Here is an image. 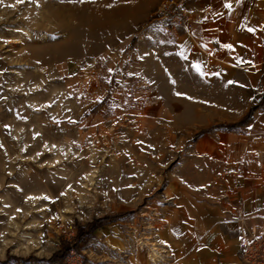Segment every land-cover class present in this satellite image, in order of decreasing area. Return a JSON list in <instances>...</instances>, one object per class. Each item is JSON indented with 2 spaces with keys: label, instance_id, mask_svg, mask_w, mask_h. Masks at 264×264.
<instances>
[{
  "label": "rangeland",
  "instance_id": "1",
  "mask_svg": "<svg viewBox=\"0 0 264 264\" xmlns=\"http://www.w3.org/2000/svg\"><path fill=\"white\" fill-rule=\"evenodd\" d=\"M162 1L0 3V264H184L207 246V196L237 264L236 238L264 233L227 217L264 154V45L233 76L203 79L154 19ZM258 22L249 37L264 44ZM250 106L253 127L195 137Z\"/></svg>",
  "mask_w": 264,
  "mask_h": 264
},
{
  "label": "crops",
  "instance_id": "2",
  "mask_svg": "<svg viewBox=\"0 0 264 264\" xmlns=\"http://www.w3.org/2000/svg\"><path fill=\"white\" fill-rule=\"evenodd\" d=\"M177 1L192 16L188 30H172L178 38L177 55L192 65H199L200 74L204 73L203 79H213L220 75L233 76L236 69L234 66L249 65L254 59H258L264 44H258L257 37L251 40L249 37L251 32L247 29L253 28L254 32L259 31L258 19L264 16V0ZM225 2L231 3L232 8H225ZM224 45H232V48H226ZM216 58H220L222 63L218 64ZM254 115L256 117L258 114ZM246 123L240 128L253 127L252 122ZM241 135L244 136V133ZM255 160L256 162H252L251 167L245 171L243 180H240L239 185L236 186L235 194L239 196L235 200L239 203L227 213V217L236 220L239 224L243 221L247 225L262 226L264 225V154ZM207 199L209 201L206 204H200L196 208L199 209L196 214L200 217V231L204 234L201 239L207 246L201 245L189 251V248L184 249L188 251L184 264H237L240 260L238 251L235 254L233 250L223 248L224 241L218 236V217L222 208H218L213 203L212 197L207 196ZM192 218L191 212L184 213L188 225L192 224ZM240 237L241 235L236 238L238 243ZM238 250L240 251V248Z\"/></svg>",
  "mask_w": 264,
  "mask_h": 264
},
{
  "label": "built area",
  "instance_id": "3",
  "mask_svg": "<svg viewBox=\"0 0 264 264\" xmlns=\"http://www.w3.org/2000/svg\"><path fill=\"white\" fill-rule=\"evenodd\" d=\"M154 19L163 20L169 30H188L192 16L175 0H163L154 11ZM244 264H264V233L240 237Z\"/></svg>",
  "mask_w": 264,
  "mask_h": 264
},
{
  "label": "trees",
  "instance_id": "4",
  "mask_svg": "<svg viewBox=\"0 0 264 264\" xmlns=\"http://www.w3.org/2000/svg\"><path fill=\"white\" fill-rule=\"evenodd\" d=\"M261 100H264V94L261 97ZM255 108V106H251L249 111L238 121L236 122H231V123H221V124H214L213 126H211L210 128L207 129H202L199 132L196 133L195 137H200L201 135H203L204 133H206L209 129L212 128H218V129H224V130H236L239 129L244 123H246L248 121V119L251 116L252 110ZM112 217L111 216H105V217H101V218H97L95 220H93L92 222L89 223V227L92 230L97 229L99 226H101L102 224L106 223L107 221H109ZM71 251V248L69 247H62L58 250V252H56L51 259L52 260H58V261H62L63 259H65V257L68 256V253Z\"/></svg>",
  "mask_w": 264,
  "mask_h": 264
},
{
  "label": "snow or ice",
  "instance_id": "5",
  "mask_svg": "<svg viewBox=\"0 0 264 264\" xmlns=\"http://www.w3.org/2000/svg\"><path fill=\"white\" fill-rule=\"evenodd\" d=\"M24 2H25V0H17V3H24ZM28 2L29 3H34V2H36V0H28ZM0 3H3V0H0ZM9 7H14V5H9ZM224 7L227 8V9H231L232 8V4L229 3V2H225L224 3ZM247 30L249 32H254L255 31V29H253V28H248ZM224 47L231 49L232 45H224ZM181 55L183 56V53H181ZM184 58L186 59L187 57L185 56ZM240 62H242V61H240ZM194 67L197 69V71H200V66L199 65H194ZM129 75H131V73H129ZM201 75H204V73L201 72ZM229 83H232V82L230 81ZM177 95H180V93H177ZM5 127H7V126H5Z\"/></svg>",
  "mask_w": 264,
  "mask_h": 264
},
{
  "label": "bare ground",
  "instance_id": "6",
  "mask_svg": "<svg viewBox=\"0 0 264 264\" xmlns=\"http://www.w3.org/2000/svg\"><path fill=\"white\" fill-rule=\"evenodd\" d=\"M156 247V246H155ZM153 247L152 248V253L150 254V257L153 259V260H156L157 258L160 257V251L158 248H155ZM151 251V250H150ZM158 261V259H157ZM160 261V260H159Z\"/></svg>",
  "mask_w": 264,
  "mask_h": 264
}]
</instances>
